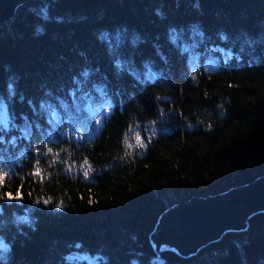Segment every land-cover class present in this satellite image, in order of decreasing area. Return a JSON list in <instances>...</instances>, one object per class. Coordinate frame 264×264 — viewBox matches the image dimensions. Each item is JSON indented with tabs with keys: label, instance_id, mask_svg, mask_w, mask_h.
Instances as JSON below:
<instances>
[{
	"label": "trees",
	"instance_id": "1",
	"mask_svg": "<svg viewBox=\"0 0 264 264\" xmlns=\"http://www.w3.org/2000/svg\"><path fill=\"white\" fill-rule=\"evenodd\" d=\"M0 177V264H264V210L190 254L153 240L169 209L264 177V0L19 5Z\"/></svg>",
	"mask_w": 264,
	"mask_h": 264
},
{
	"label": "water",
	"instance_id": "2",
	"mask_svg": "<svg viewBox=\"0 0 264 264\" xmlns=\"http://www.w3.org/2000/svg\"><path fill=\"white\" fill-rule=\"evenodd\" d=\"M27 0H0V24L11 19L16 8ZM264 210V177L219 196L193 198L169 209L153 234L157 247L176 248L190 254L226 231L242 229L249 216Z\"/></svg>",
	"mask_w": 264,
	"mask_h": 264
},
{
	"label": "snow or ice",
	"instance_id": "3",
	"mask_svg": "<svg viewBox=\"0 0 264 264\" xmlns=\"http://www.w3.org/2000/svg\"><path fill=\"white\" fill-rule=\"evenodd\" d=\"M143 146V145H142ZM49 151H51V150H49ZM36 175H39V171H37V173H36ZM3 182V177H0V183H2ZM16 199H19L20 197L19 196H17V197H15ZM8 199H13V197L11 196V195H9L8 196Z\"/></svg>",
	"mask_w": 264,
	"mask_h": 264
},
{
	"label": "rangeland",
	"instance_id": "4",
	"mask_svg": "<svg viewBox=\"0 0 264 264\" xmlns=\"http://www.w3.org/2000/svg\"><path fill=\"white\" fill-rule=\"evenodd\" d=\"M5 113H6V112H5ZM5 113H4V114H5ZM4 114H3V115H4Z\"/></svg>",
	"mask_w": 264,
	"mask_h": 264
}]
</instances>
